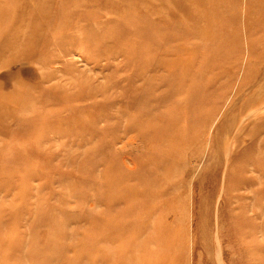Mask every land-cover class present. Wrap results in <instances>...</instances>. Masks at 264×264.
<instances>
[{"label": "rangeland", "instance_id": "1", "mask_svg": "<svg viewBox=\"0 0 264 264\" xmlns=\"http://www.w3.org/2000/svg\"><path fill=\"white\" fill-rule=\"evenodd\" d=\"M0 264H264V0H0Z\"/></svg>", "mask_w": 264, "mask_h": 264}, {"label": "bare ground", "instance_id": "2", "mask_svg": "<svg viewBox=\"0 0 264 264\" xmlns=\"http://www.w3.org/2000/svg\"><path fill=\"white\" fill-rule=\"evenodd\" d=\"M163 6H164V4H163ZM175 16H177V14H176ZM198 16H200V15H197V17H198Z\"/></svg>", "mask_w": 264, "mask_h": 264}]
</instances>
